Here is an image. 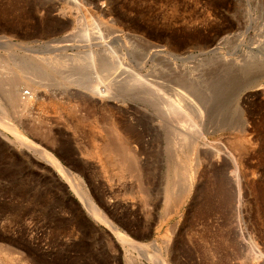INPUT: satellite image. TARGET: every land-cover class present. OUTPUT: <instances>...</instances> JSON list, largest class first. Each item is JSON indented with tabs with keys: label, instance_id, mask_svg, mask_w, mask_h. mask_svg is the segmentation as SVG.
Here are the masks:
<instances>
[{
	"label": "rangeland",
	"instance_id": "obj_1",
	"mask_svg": "<svg viewBox=\"0 0 264 264\" xmlns=\"http://www.w3.org/2000/svg\"><path fill=\"white\" fill-rule=\"evenodd\" d=\"M69 82L116 100L60 93L18 111L70 178L0 133V264H264V0H0L5 109L14 83L59 93ZM111 113L133 137L139 180L87 155L94 137L120 145ZM187 156L197 175L174 208Z\"/></svg>",
	"mask_w": 264,
	"mask_h": 264
},
{
	"label": "bare ground",
	"instance_id": "obj_2",
	"mask_svg": "<svg viewBox=\"0 0 264 264\" xmlns=\"http://www.w3.org/2000/svg\"><path fill=\"white\" fill-rule=\"evenodd\" d=\"M22 64L24 65V63H22ZM23 65L21 66L23 71L28 69L27 68L29 66L28 64H27L28 66L25 64L24 67H23ZM29 70H30V68H29ZM39 70H41V69H39ZM259 85H264V83L262 82V84H259ZM12 87H13L12 91L10 93H8L7 96L10 99V103H11L12 107L14 108V111L10 112L7 109H5L6 107L3 104L4 102L2 103L0 100V128H1L0 133H1V135L5 138L9 139L11 142L15 143L16 145L20 146L21 148H25L27 150H30V151L37 153L44 160H46L47 163L53 164L57 169H59L61 171V173L63 172V174L66 177H69V178L72 177L71 170L69 168H67L53 153L44 149L43 146L41 147V146L37 145L27 134H25V132L21 129L20 125L17 123L18 120H16L18 118V114H19L18 111L22 110V111L26 112L30 109H34L35 107L37 108L43 104V99L45 96H49L50 98H52V97H55L57 94H60V93L68 96L69 98H70V96L72 97L73 95L80 96V98H82V99L86 98V99L91 100V99L96 98V99H98V102H100L102 105H105V106H110L114 102V100H116V99L111 97L110 93L107 90V87L100 86L98 84H92V86L87 87L86 85L83 86L80 84L72 85V82H69L65 85V88L62 89L59 93L57 90H54V89L53 90L49 89L50 91L49 90H41L40 87H42V85L38 88L36 87V89L30 88V90H27L26 92L24 91L23 88H21V85L19 83L18 84L17 83L12 84ZM84 89L88 90L89 93L88 92L86 93L85 91H83ZM104 113L106 114V112H104ZM104 113H102L103 116H104ZM103 116H100L99 118H101ZM114 116L116 118V115H114ZM114 116L111 113V114H108L107 117L105 116L104 118L108 119L109 122H107V124L109 125L110 130L112 129L113 132H115L116 135H118L117 141L120 143V145L117 146V145L113 144L114 141L112 138L106 139L104 136H109V135H107V133H105V135L102 134V136L104 137V138L102 137L104 139L102 143H98L97 141H95L94 138H96V137L93 138V140H94L93 143H95L94 148L92 149V151L87 152V155L98 159L102 163L103 168H105V169H109V168L116 169L117 170L116 174H119V175H122L125 172H129L136 180H139L141 178L142 169L140 168L141 166H140L139 160L137 159V156L135 155V153H133V151L131 149L132 148L131 145L129 147V144L132 141L130 139L133 137L130 136L128 139H126L127 137L123 138L122 135L118 134V131H117L118 128L116 129V127H118V126L115 125ZM96 128H97V126H96ZM97 129H96V131H98V133H100L101 129L100 128H97ZM99 129H100V131H99ZM107 130H109V129H106V131ZM97 139H99V138H97ZM114 146H117V147H114ZM196 157H198V156H196ZM187 159L188 160L185 161V166L183 165V167H184V169H183L184 180H185L184 181V190L181 193V195L179 196V199L177 200L178 203L176 205H174V208L180 207L181 205L184 204V202L186 201V198L188 197L189 193L192 190V187H193L194 181H195V176L197 175V173H196L197 170H196V172L194 171L195 173H193V166L197 165L198 162H200L199 161L200 159L198 160L195 157L193 158V156L192 157L187 156ZM80 189H82V187H80ZM76 192L79 195L83 205L89 210V212L91 214H93L95 217H97L98 219L105 221V218L101 214V210L99 209V207L95 203L92 196H90L88 194V192L84 191V190H81V192L76 190ZM111 229L122 240L128 241V243L131 242V244H132V240L130 239V237L126 233H124L120 229H118L115 225H112ZM227 241L226 240L220 241L221 242L220 245H222L223 248L226 247L227 243H228ZM154 242L150 246L157 244V242L156 243H154ZM257 243H255L256 247H258ZM145 246H146L145 244L144 245L140 244V247H142V248H145ZM241 253H240V256H241ZM225 254H224L225 258L229 259V257L231 256L230 255L231 253L228 254L227 252H225ZM260 256L256 255V258H259ZM9 258H12V257H9ZM147 259L150 260L152 264H170V262L165 258V256L163 254L161 256L159 254L158 258L147 256ZM14 263L15 262H13V264Z\"/></svg>",
	"mask_w": 264,
	"mask_h": 264
}]
</instances>
